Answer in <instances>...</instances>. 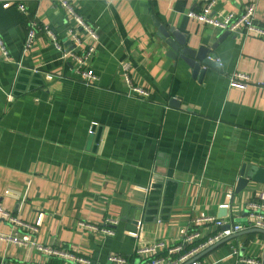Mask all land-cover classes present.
<instances>
[{
    "label": "crops",
    "instance_id": "0c3cea01",
    "mask_svg": "<svg viewBox=\"0 0 264 264\" xmlns=\"http://www.w3.org/2000/svg\"><path fill=\"white\" fill-rule=\"evenodd\" d=\"M12 1L0 0L8 53H0V206L26 225L42 218L35 231L0 219V234L30 241H0V261L72 264L41 246L88 264H112L110 255L145 264L136 248L162 242L166 256L193 218L244 223L243 205L264 191L253 181L237 188L244 165L264 169L263 37L238 31L220 39L223 32L187 17L202 7L197 0H71L97 33L93 41L77 26L78 51L93 48L86 67L98 76L87 84L44 31L71 48L66 33L75 25L56 1L21 0L25 12ZM249 2L215 0L213 14L240 15ZM31 20L38 29L24 50ZM255 21L264 27V0L255 2ZM160 28L191 49L208 47L215 66L198 80L173 58ZM234 73L249 77L246 89L228 86ZM106 219L117 221L113 235L78 225L103 227ZM199 231L204 239L215 229ZM262 256L264 233L243 231L196 260Z\"/></svg>",
    "mask_w": 264,
    "mask_h": 264
},
{
    "label": "built area",
    "instance_id": "2783aa9c",
    "mask_svg": "<svg viewBox=\"0 0 264 264\" xmlns=\"http://www.w3.org/2000/svg\"><path fill=\"white\" fill-rule=\"evenodd\" d=\"M58 4V7L61 8L66 15L72 19V23L76 26H70L67 29L66 37L70 42L71 48L66 50L62 48L59 44L54 33L48 28H44L46 34L49 36L52 43L59 50L62 51V58H70L74 61L76 68L75 72L79 75L80 80L84 81L87 84L93 83L98 80V76L90 69L86 67V60L91 56L93 48L90 47L83 52H79L78 49L82 45V40L78 34L77 26L82 28L93 41L97 40V33L91 29L88 25L85 24L82 17L75 11L71 0H55ZM201 2L202 7L198 11H190L187 13V17L193 19L205 26L218 29L221 32H228L230 34L236 33L238 31L244 33H250L264 38V27L259 26L255 21V2L258 0H250L249 4L245 7L244 11L240 15L228 14L224 16H217L213 14V7L215 5V0H197ZM16 7L21 11L25 12L24 1L15 0L12 1ZM11 4L10 1L3 3V7H7ZM36 29L38 25L35 20L29 22L28 32L26 40L24 43V50L28 49L36 34ZM0 53L2 56H7L6 48L3 42L0 39ZM249 85V77L244 73H234L228 78V86L231 88L237 89H246ZM131 90L144 93L141 89L132 88ZM95 123L91 124V129L89 133L93 132V126ZM231 193L227 194V197L230 198ZM244 211V223L240 222H230L229 220L225 221L224 219L213 217H196L191 220V225L183 238L169 246L166 247V256L158 254L161 248L165 247V244L162 242H154L150 245L143 247H138L135 250L136 254L143 255L145 257V264H198L196 260L198 255L207 250L209 247L220 242L226 237L232 236L236 233L243 232L249 229H260L264 231V191H259L254 194L251 200L247 201L243 205ZM226 207V206H225ZM42 214L37 216L36 222L34 225H26L20 221L17 217L12 215L9 211L3 209L0 206V219L6 220L11 224L27 227L33 231L41 223ZM78 225L83 229H89L92 231H100L105 235H113L114 230L113 226L117 225V221L114 219H106L104 221L103 227H97L84 222H79ZM213 226L215 232L204 238L200 239L201 232L199 229L204 226ZM140 228L136 231L131 232L130 234L137 238L139 236ZM0 241H7L15 245H27L30 244L29 237L27 235L16 234L14 236L0 234ZM37 249L43 253H46L49 256L57 255L61 258L69 259L72 261V264H88L89 261L66 252H58L49 248L37 246ZM233 253L236 254L234 250ZM108 261L112 264H125L126 259L120 255H110ZM239 264H264V257L257 258H246L239 257ZM0 264H32L27 262L19 261H7L1 260ZM34 264V263H33Z\"/></svg>",
    "mask_w": 264,
    "mask_h": 264
},
{
    "label": "water",
    "instance_id": "95a60500",
    "mask_svg": "<svg viewBox=\"0 0 264 264\" xmlns=\"http://www.w3.org/2000/svg\"><path fill=\"white\" fill-rule=\"evenodd\" d=\"M159 31L165 37V42L167 46L169 47L173 58L181 59L192 70L193 76L198 78V80H201V78L205 74L204 67L206 68L207 66L208 67L215 66L214 61L210 57H208L210 53V49L208 47L201 46L198 49H191L185 45L183 37L177 35L172 30L167 32L163 28H160ZM227 35H229L228 32H223L220 39ZM214 47L215 45H212V48ZM248 181L259 182V183L264 184V169L257 168L251 165H244L240 172V178L237 183V188L243 186L244 184H247ZM249 231L264 233V231L260 229L245 230V232H249ZM242 233L243 232H239L232 236L224 238L220 242L209 247L207 250H205L201 254H204L206 252L213 250L217 246L229 241L233 237H236ZM186 264H190V262Z\"/></svg>",
    "mask_w": 264,
    "mask_h": 264
}]
</instances>
